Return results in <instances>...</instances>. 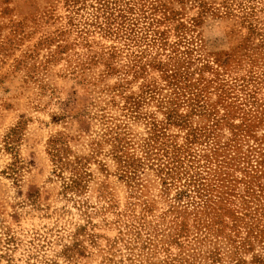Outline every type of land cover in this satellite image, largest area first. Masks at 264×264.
<instances>
[{
  "label": "rangeland",
  "instance_id": "374dc122",
  "mask_svg": "<svg viewBox=\"0 0 264 264\" xmlns=\"http://www.w3.org/2000/svg\"><path fill=\"white\" fill-rule=\"evenodd\" d=\"M261 149L264 0H0V264H264Z\"/></svg>",
  "mask_w": 264,
  "mask_h": 264
},
{
  "label": "trees",
  "instance_id": "16d2710c",
  "mask_svg": "<svg viewBox=\"0 0 264 264\" xmlns=\"http://www.w3.org/2000/svg\"><path fill=\"white\" fill-rule=\"evenodd\" d=\"M259 156L264 157V152L262 151V149H261L260 152H259ZM174 170H175V169H173L172 171L174 172ZM171 174H172V173H171Z\"/></svg>",
  "mask_w": 264,
  "mask_h": 264
}]
</instances>
